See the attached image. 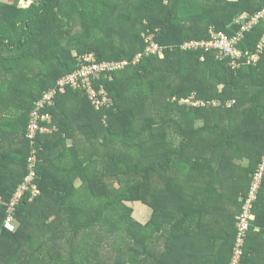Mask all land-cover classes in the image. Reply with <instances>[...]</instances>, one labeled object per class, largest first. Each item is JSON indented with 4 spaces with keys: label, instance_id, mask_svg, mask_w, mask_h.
Segmentation results:
<instances>
[{
    "label": "trees",
    "instance_id": "trees-1",
    "mask_svg": "<svg viewBox=\"0 0 264 264\" xmlns=\"http://www.w3.org/2000/svg\"><path fill=\"white\" fill-rule=\"evenodd\" d=\"M5 1L0 264H230L264 158V52L234 69L219 52L182 47L211 41L213 31L238 36L239 19L263 12L264 0ZM149 36L164 55L113 74L109 108L97 110L86 91L56 89L78 57L133 62ZM263 39L261 19L238 49L253 55ZM36 112L52 132L31 140ZM33 156L40 195H26L16 229L6 230ZM127 203L150 207L151 220L136 221ZM254 216L240 264H264V177Z\"/></svg>",
    "mask_w": 264,
    "mask_h": 264
},
{
    "label": "built area",
    "instance_id": "built-area-1",
    "mask_svg": "<svg viewBox=\"0 0 264 264\" xmlns=\"http://www.w3.org/2000/svg\"><path fill=\"white\" fill-rule=\"evenodd\" d=\"M264 19V11L256 14L253 17L244 15L239 19L240 25L242 24L241 33L235 37H227L224 33L212 32L211 41H194L188 42L183 47L182 50L189 52H219L221 59L231 58V66L236 69L239 68L237 61L246 60L248 64H257L260 61L261 55L264 52V39L258 45L256 53L253 55L244 54L240 51L239 45L244 39V34L251 31L253 27L258 25L259 21ZM148 47L145 53H141L133 62H121V63H98L94 55H86L77 58V69L75 72L67 75L66 77L59 80L57 88L63 90L66 87H70L73 90L86 91L93 102V105L99 110L101 107L109 108L111 105L108 98V94L104 89V83L107 81H112L113 74L126 70L130 65H139L145 58L151 56H163L164 49H162L156 42L155 36L147 37ZM56 90L46 94L43 101L38 105L37 112L40 111L41 107L45 104L50 105L54 96L56 95ZM183 104H187L192 107H205L207 106L202 102H195L194 100L184 101ZM217 105V104H216ZM230 106V105H229ZM36 113L32 115L33 123L29 130L28 138L33 140L37 133L48 135L52 131L39 128V121H45L47 118H40ZM35 154V153H34ZM37 163V158L35 156L31 157L29 161V172L30 174L25 179L24 183L19 186L16 193L14 194L9 206H8V217L5 221L4 227L6 230H15V213L17 206L23 202V199L27 194L32 195L36 198L40 195L39 189L35 184L37 178L35 166ZM264 177V158L260 164L257 172L253 177L252 188L249 193L248 198L245 201L243 212L239 217L238 224V235L236 238L235 247L233 250V256L230 264H240L244 256V248L248 233L252 226V221L255 219L254 216V204L257 201L258 193L262 185ZM32 192V193H31ZM31 199V200H32Z\"/></svg>",
    "mask_w": 264,
    "mask_h": 264
},
{
    "label": "rangeland",
    "instance_id": "rangeland-1",
    "mask_svg": "<svg viewBox=\"0 0 264 264\" xmlns=\"http://www.w3.org/2000/svg\"><path fill=\"white\" fill-rule=\"evenodd\" d=\"M5 2L8 4H13L14 0H6ZM20 5H21V7H28V4L23 3V2ZM70 145H71V142H70ZM79 186H80V184L78 183L77 187H79ZM34 198L35 197L33 196V199ZM127 205H128V207L132 208V210H133L132 217L136 221H138L139 223L147 224L151 220L152 215H153V210L150 207H148L142 203H127ZM15 229H16V225H15Z\"/></svg>",
    "mask_w": 264,
    "mask_h": 264
}]
</instances>
